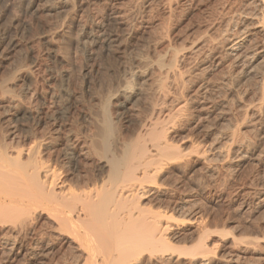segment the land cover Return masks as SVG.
Masks as SVG:
<instances>
[{
	"label": "rangeland",
	"instance_id": "374dc122",
	"mask_svg": "<svg viewBox=\"0 0 264 264\" xmlns=\"http://www.w3.org/2000/svg\"><path fill=\"white\" fill-rule=\"evenodd\" d=\"M63 1L0 0V138L15 144L31 133L48 134L43 156L62 164L67 137L89 127L109 92L145 69L144 61L169 66L176 52L168 79L156 69L127 78L136 97L129 103L114 98L109 106L129 134L150 107L168 104L169 111L176 99L187 104L165 129L168 141L190 156L166 170L165 194L146 201L154 209L171 207L178 217L167 232L173 247L163 264H199L186 255L198 245L211 253L205 264H264V42L253 31L255 0ZM241 23L250 39L246 46L254 47L234 62L225 55L226 45ZM225 25L230 36L222 33ZM251 59L254 73L246 68ZM75 162L80 168L83 161ZM9 221H0V264H61L73 253L63 241L41 260L17 250L8 254L4 241L24 234Z\"/></svg>",
	"mask_w": 264,
	"mask_h": 264
},
{
	"label": "bare ground",
	"instance_id": "6f19581e",
	"mask_svg": "<svg viewBox=\"0 0 264 264\" xmlns=\"http://www.w3.org/2000/svg\"><path fill=\"white\" fill-rule=\"evenodd\" d=\"M64 1L68 2L67 0ZM255 2L259 13L253 18L256 20L253 31L255 36L256 34L262 36L260 40L264 42V0H255ZM228 22L230 23V21ZM227 28L222 33L228 35L230 30ZM234 30L232 39H229L228 36L230 35H226V41L228 39L229 41L228 44L226 43L227 51L225 53L224 50V53L230 60L240 62L248 52L246 50L251 45L254 47V44L252 42L249 47L246 46L247 43H250V39H248L246 35L248 32L242 23L240 26H234ZM218 33L215 34L217 38ZM221 37L223 39L222 35ZM217 38H214V42ZM212 39L208 38V40ZM222 41L225 42V40ZM217 42L219 43V41ZM202 44L199 45L200 49H203ZM243 50L246 52L244 55ZM175 53H173V60L169 66L163 65L164 63L160 61H144L145 69L144 66L143 69L139 67L141 70L137 68L138 71L130 73L129 78L126 76L127 73L125 76L128 79H133V77L139 79L145 77L149 71L152 74L153 69H156L159 72L156 74H159L160 77L165 75L164 79H168L169 77L166 78V76L170 75L175 68H173V63L177 58L176 55H178ZM208 54L211 53L208 52ZM223 57L225 56L223 55ZM170 59L172 58L170 57ZM212 61L214 60L212 59ZM252 62L251 59L248 62L249 66H245L247 70L253 66L254 62ZM245 67L244 69H246ZM254 69L253 67V71L252 68L250 70L254 73ZM173 75L175 74L173 73ZM127 78H124V84L118 85L115 90L113 87L114 91L106 95L104 103H101V112L96 113L95 116L93 114L94 117L88 128L84 131L79 130V132L67 137V151H65V160L62 164L56 161L59 160L57 158L51 161L52 158L47 159L43 156V153L48 149L46 148L48 147V134L31 133L25 142H15V144L13 141L10 144V142L0 138V221L8 223L11 220L13 224L14 220V228L18 227L24 233L23 235L18 234L19 238H7L4 241L6 248L4 251L8 254L17 250L19 254L36 259L39 257L41 260V257L47 256L56 248L58 242L65 241L63 244L67 243L73 253L68 259L66 258L67 261L65 258L62 260L63 262L60 260L62 263H164L167 252L171 251L173 247L169 243L167 232L170 230L171 224L174 225L178 220V217L175 216L176 210H171V207H167L165 210L159 209L161 207L154 209L155 207H149L146 201L149 200V197L158 199L162 194H165L162 185L166 170L184 162V160L186 161V158L190 156L180 147L171 144L170 140L168 141L166 134L168 132L165 129V126L169 128V125H175V122L183 115L182 112L187 104H177L180 101L176 99L174 105L177 106L169 111L165 108L168 104L163 108L167 111L158 109L159 107L153 106L154 104H149L153 106L152 108L149 106L151 110L148 108L150 115H145L144 118L142 116L143 119L139 121L136 120L138 123L136 122V126L128 134L129 130L126 133L120 125V120L113 117L109 111L112 99L122 98L125 103H129L136 97L137 91L132 85L134 81L131 80L133 81L131 82ZM261 81L264 84V77ZM141 83L144 84L142 81ZM161 85L164 83L157 87L159 90L156 89L160 95L164 93L162 89L165 87L162 86L163 88H161ZM165 91L167 92V88ZM168 92L170 93V91ZM206 92L208 91L206 90ZM159 94H157L158 98ZM169 96L168 94L167 97ZM164 122L165 125H163ZM4 138L6 139V137ZM219 148V155H221V147ZM223 148L222 151L224 152L225 149ZM202 152L206 154L208 150L203 148ZM201 153L197 151V154L200 155ZM223 157L224 155H221V158ZM77 160L83 161L80 168L75 166ZM64 165L71 168L67 169ZM44 216L48 220L47 223H45ZM7 253L6 255H8ZM209 253L210 251L205 245H198L186 255L199 264H205V259L208 258L206 254ZM64 254L67 255L66 252Z\"/></svg>",
	"mask_w": 264,
	"mask_h": 264
}]
</instances>
